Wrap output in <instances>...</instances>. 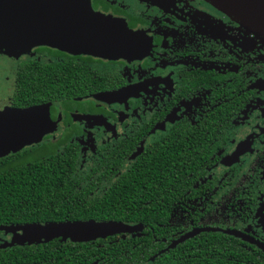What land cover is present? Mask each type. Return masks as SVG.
I'll return each instance as SVG.
<instances>
[{
  "label": "flooded vegetation",
  "instance_id": "flooded-vegetation-1",
  "mask_svg": "<svg viewBox=\"0 0 264 264\" xmlns=\"http://www.w3.org/2000/svg\"><path fill=\"white\" fill-rule=\"evenodd\" d=\"M91 5L94 27L135 33L142 54L0 50V110H58L41 140L0 157V181L65 163L42 176L66 178L51 205L73 203L0 220V264H46L32 255L46 244L53 264L87 263V249L90 264H264V36L207 0ZM89 220L133 229L21 242L30 225Z\"/></svg>",
  "mask_w": 264,
  "mask_h": 264
},
{
  "label": "water",
  "instance_id": "water-1",
  "mask_svg": "<svg viewBox=\"0 0 264 264\" xmlns=\"http://www.w3.org/2000/svg\"><path fill=\"white\" fill-rule=\"evenodd\" d=\"M207 1L264 36V0ZM101 19L91 0H0V50L15 53L50 45L107 58L142 54L135 33H125L128 41L117 38L92 25ZM57 116L58 110L43 105L0 110V157L41 140ZM132 229L120 222L95 220L36 224L24 228L21 242L58 237L83 241Z\"/></svg>",
  "mask_w": 264,
  "mask_h": 264
},
{
  "label": "trees",
  "instance_id": "trees-1",
  "mask_svg": "<svg viewBox=\"0 0 264 264\" xmlns=\"http://www.w3.org/2000/svg\"><path fill=\"white\" fill-rule=\"evenodd\" d=\"M50 164L51 163L44 165L39 163L37 168L34 167L32 172L37 173V175L22 179L7 177L0 181V206L2 207L0 208V220H6L8 217L10 220H16V218H20V216H24L21 219L32 220L33 222L58 219L57 216L67 212L66 209H63L64 205L73 206V203L70 204L68 202L60 205L63 207H60L59 209L56 208V206L51 205L53 201L56 204L55 199H57V197L52 194V189L54 190L56 187L61 189L58 184L66 182V178L48 179L45 176H42V174L52 172L60 173L64 171L66 166L65 163L52 166ZM14 172H24L25 175H27L26 169H20L19 171L15 170ZM55 192L60 193L56 189ZM46 205H48V207ZM78 212H80L79 216H81V211L77 210L76 214ZM79 216H76L75 218H78ZM51 246L52 245L49 244L39 246L37 249H34L32 255H34L37 260H44L46 264H53L50 256L46 257V254L47 252L49 254L59 252V250H52ZM109 247L110 252L115 251L112 249V246ZM84 254L87 256V258H84L87 263L82 262V264H90L96 259L93 250L87 249L84 251ZM104 262L106 264H111L113 258L108 262L107 260ZM161 264H169V262L166 261Z\"/></svg>",
  "mask_w": 264,
  "mask_h": 264
},
{
  "label": "rangeland",
  "instance_id": "rangeland-1",
  "mask_svg": "<svg viewBox=\"0 0 264 264\" xmlns=\"http://www.w3.org/2000/svg\"><path fill=\"white\" fill-rule=\"evenodd\" d=\"M9 54H13V51L12 52H9Z\"/></svg>",
  "mask_w": 264,
  "mask_h": 264
}]
</instances>
